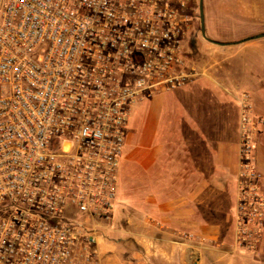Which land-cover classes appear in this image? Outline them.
<instances>
[{"label":"built area","instance_id":"2783aa9c","mask_svg":"<svg viewBox=\"0 0 264 264\" xmlns=\"http://www.w3.org/2000/svg\"><path fill=\"white\" fill-rule=\"evenodd\" d=\"M194 0H0V264H100L133 107L200 74ZM261 118L243 93L236 249L258 251Z\"/></svg>","mask_w":264,"mask_h":264},{"label":"crops","instance_id":"0c3cea01","mask_svg":"<svg viewBox=\"0 0 264 264\" xmlns=\"http://www.w3.org/2000/svg\"><path fill=\"white\" fill-rule=\"evenodd\" d=\"M233 15L241 20V13ZM226 17L225 11L224 28L213 29L216 37H210L231 43L206 46L213 61L173 96L176 108L170 105L167 110L166 106L161 139L153 127L158 96L133 107L118 192L125 195L120 198L125 205L133 202L131 181L137 165L141 207L153 208L158 220V226L145 222L137 230L140 239L156 240L153 259L145 253L139 264H178L180 239L187 244L183 256L187 260L197 257V264H206L205 254L222 258L224 252L236 250L234 217L244 92L250 94L253 112L261 118L254 156L264 189V37L246 40L248 36L233 35L237 30L228 29ZM232 19L230 23L235 24L237 19ZM133 116L141 117L136 132L130 124ZM140 147L146 151L138 155ZM229 229L231 247L226 240ZM258 251L264 253V237Z\"/></svg>","mask_w":264,"mask_h":264},{"label":"rangeland","instance_id":"374dc122","mask_svg":"<svg viewBox=\"0 0 264 264\" xmlns=\"http://www.w3.org/2000/svg\"><path fill=\"white\" fill-rule=\"evenodd\" d=\"M199 1L200 0L193 1L194 29L189 35V45L187 49L190 59L200 68L201 72H203L204 68L209 67L210 61H213V53H211L210 49L206 46L214 45L204 38L201 33ZM225 11L227 14L228 29L232 27L237 30L236 33L232 32L234 33L233 35H239V37L244 38L264 31V0H204L205 26L206 35L208 37L215 35L212 31L213 29L221 30L224 28L221 25V20L223 19ZM240 13L242 16L241 20L238 15H236L237 17L233 15ZM230 19H232L233 22L234 19H237V21L235 24H231ZM238 21L240 23H238ZM181 90L183 89L154 96H158V100L160 101V105L153 109V127L158 131L156 137L159 139H161V127L165 125L163 116L164 109L167 106L168 110L170 105L171 108L177 107L176 104L172 105L174 104L173 101L177 99L173 96L177 95ZM146 104L147 103L143 104L142 107L145 108ZM141 113L143 115L145 114L144 112ZM130 124L133 126L132 130L136 132L139 128V124H141V117L139 116L138 118L137 116L134 118L133 116ZM145 151V147H140V149L137 150V154H144ZM133 170L134 175L131 181L133 184V202L125 205L120 199L125 195H121V192L118 193V201L114 210L112 224L104 230L105 239L101 241V253L98 256L100 264H139V261L143 260L145 253L152 256V259L155 254L156 240L152 238L143 240V238L140 239L138 235H136L137 230L142 229L141 224L148 222L157 225L156 222L158 220L153 208L144 209L141 207L137 165L134 166ZM142 227L144 229V226ZM231 229H229V235L226 236L228 247H231ZM178 243V264H195V261L198 259L197 257L187 260L186 257L183 256L187 246L186 241L180 239ZM205 255L204 260L206 264H264V253L262 251L254 252L245 249H236L224 252L222 258H218L217 254L208 253ZM197 263L196 261V264Z\"/></svg>","mask_w":264,"mask_h":264},{"label":"water","instance_id":"95a60500","mask_svg":"<svg viewBox=\"0 0 264 264\" xmlns=\"http://www.w3.org/2000/svg\"><path fill=\"white\" fill-rule=\"evenodd\" d=\"M199 13H200V22H201V33L203 35L204 38H206L207 40H209L210 42L216 43V44H228L231 42H223V41H219L216 39H213L211 37H208L206 35V26H205V13H204V0H200L199 1ZM264 37V32L255 34L251 37L246 38V40L248 39H255V38H261Z\"/></svg>","mask_w":264,"mask_h":264}]
</instances>
